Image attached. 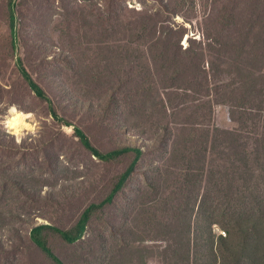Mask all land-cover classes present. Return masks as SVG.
<instances>
[{
    "label": "rangeland",
    "instance_id": "obj_1",
    "mask_svg": "<svg viewBox=\"0 0 264 264\" xmlns=\"http://www.w3.org/2000/svg\"><path fill=\"white\" fill-rule=\"evenodd\" d=\"M9 1L0 0V117L15 104L34 114L27 123L38 133L17 144L0 129V264H54L30 240L32 228L73 229L135 159L100 162L74 128L102 154L132 148L143 157L81 241L47 235L65 264H211V232L225 234L242 212L256 253L264 237V0H15L17 52ZM193 6L181 43L182 11L189 20ZM17 58L71 134L23 81ZM12 140L27 161L9 172ZM11 177L25 191L14 192Z\"/></svg>",
    "mask_w": 264,
    "mask_h": 264
},
{
    "label": "trees",
    "instance_id": "obj_2",
    "mask_svg": "<svg viewBox=\"0 0 264 264\" xmlns=\"http://www.w3.org/2000/svg\"><path fill=\"white\" fill-rule=\"evenodd\" d=\"M182 3L184 4V0H182ZM166 8H167L166 12L169 13L168 7ZM189 10H190V12H188L189 20H187L186 16L184 15L185 10L182 11V15L185 17V19H183L184 22L182 24L183 31L178 37L181 43L185 39L184 33H187L188 31L186 25L191 26L192 24H194V22L191 19L193 15V13L191 12L197 11L196 7L193 6L192 8H189ZM8 11H9V22H10V36L12 40L11 46H12L13 51L17 52L18 45H19L18 44L19 34H18V20H17V3L15 0L9 1ZM178 14H181V12H179ZM173 31L177 35H179L181 30H178V28L175 27ZM16 69L18 70L19 75L21 76L23 81L28 85V87L36 95V97L39 100L44 101L48 104L53 119L57 122L64 123L66 126L72 128L70 124L65 123L59 118L57 112L55 111L53 107V103L50 100L49 96L32 78V76L26 69L24 62L21 60V58L16 59ZM74 131L76 133V137L80 140V143L83 146V148L87 150L89 153H91V155L94 158L98 159L100 162L113 163L130 154H134L135 159L133 160L129 168L126 170V172L119 177L117 183L115 184L114 188L112 189L108 197L99 204H91L84 211L80 220L78 221V223L73 229L61 230L55 226L46 225V224H39L32 228L31 233H30V240L45 255H47L53 261L54 264H65V263L53 253L52 249L49 246L47 235L52 232L57 233L68 244H76L77 242L81 241L87 232L89 223L91 222L93 215L99 210H103L104 208L111 206L115 203L116 198L125 190V188H127L130 180L136 174L138 166L140 162L142 161V157H143V152L140 149H132V148H125L120 151H114L108 154H102L93 147L91 140L87 137V135L81 129L74 128ZM0 139H3L2 134H0ZM5 146L10 147L11 149L13 147V150H11L10 152L13 154V156H12L11 162L9 163L10 166L8 167L7 165L3 170H7L10 172L14 168L19 167L21 163L23 164L27 161V157L25 153L20 152V146L17 145L13 140L7 143L5 142ZM0 170H1V167H0ZM230 170L228 171L234 174L239 172L235 164L232 165ZM7 182L13 185L12 187L14 188V192L16 190L25 191L24 188L21 187L17 178L15 177L8 178ZM229 185L230 183L228 184V188H229ZM229 191H230V188H229ZM233 208L236 209V206L235 207L232 206V209ZM0 215L3 216L4 219L7 221V217L4 215V212L1 213ZM243 215H244V212L238 214L231 223L226 222V226H222V228L226 231L225 234H221L218 236L217 234L214 233V230L211 232L210 239H209L210 243L207 248L209 252L207 260L211 264H223V262H228V261H231L237 264L241 260H252V261H255L257 264L258 263L264 264V237L260 239V247L256 251V253L251 252L250 246L246 242V239H248L250 237V234L253 233L254 228H248L244 230L243 232L242 230ZM11 216H14V215H11ZM216 223L220 224V222H216Z\"/></svg>",
    "mask_w": 264,
    "mask_h": 264
},
{
    "label": "clouds",
    "instance_id": "obj_3",
    "mask_svg": "<svg viewBox=\"0 0 264 264\" xmlns=\"http://www.w3.org/2000/svg\"><path fill=\"white\" fill-rule=\"evenodd\" d=\"M27 119L34 120V114H26L17 105L13 104L8 108L6 114L0 117V129L14 137L16 143L20 144L27 134L35 136L38 133V125L36 123H26ZM64 131L71 134L73 130L70 127H65Z\"/></svg>",
    "mask_w": 264,
    "mask_h": 264
},
{
    "label": "bare ground",
    "instance_id": "obj_4",
    "mask_svg": "<svg viewBox=\"0 0 264 264\" xmlns=\"http://www.w3.org/2000/svg\"><path fill=\"white\" fill-rule=\"evenodd\" d=\"M28 120V119H27ZM27 120L25 121L27 123Z\"/></svg>",
    "mask_w": 264,
    "mask_h": 264
}]
</instances>
